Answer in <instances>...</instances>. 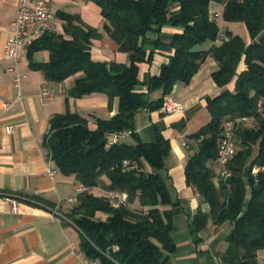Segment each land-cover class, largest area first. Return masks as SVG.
<instances>
[{"label":"trees","instance_id":"obj_1","mask_svg":"<svg viewBox=\"0 0 264 264\" xmlns=\"http://www.w3.org/2000/svg\"><path fill=\"white\" fill-rule=\"evenodd\" d=\"M84 1L98 7L103 34L128 55L127 65L92 61L90 43L100 34L67 14L60 16L62 35L46 33L27 50L47 52L45 63H29L45 82L61 83L80 74L66 97L101 94L108 109L116 100L115 114L108 120L94 119V129L88 128L86 117L80 114L65 110L52 115L43 140L54 169L86 189L62 215L77 229L85 258L98 264H170L171 218L178 208L169 202L153 171L162 166L168 144L157 132L152 142H141L134 137L130 120L142 109L158 111L171 88L188 84L209 57L217 65L211 73L213 82L222 88L234 79L233 89L206 99L208 122L189 136L195 148L184 163L185 184L208 205L206 213L194 214L189 229L197 232L208 222L213 226L227 223L226 247L216 257L217 264H261L257 258L264 254V106L257 112L256 102L264 97V0H172L171 5L168 0ZM210 3L221 5L223 23L242 24L248 44L228 30L225 40L214 44L219 29L209 12ZM165 26L180 28L167 42L172 55L156 75L140 84L137 65L152 53L145 49L146 34L159 33ZM159 43L155 39L152 45ZM205 43L210 44L206 49ZM240 62L243 68L237 72ZM154 90L161 97L150 101L148 94ZM242 118H251L254 126L235 131L238 145L226 167L230 175L214 184L209 165L215 162L222 127ZM124 131L134 143L110 140L112 133ZM97 187L104 196L87 192ZM108 192L125 193L126 205L111 208ZM132 199H137L140 209L127 208ZM99 214L105 218L99 219Z\"/></svg>","mask_w":264,"mask_h":264},{"label":"crops","instance_id":"obj_2","mask_svg":"<svg viewBox=\"0 0 264 264\" xmlns=\"http://www.w3.org/2000/svg\"><path fill=\"white\" fill-rule=\"evenodd\" d=\"M168 1L171 5L172 0ZM17 5L18 0H0V101L7 105L0 111V264H81L85 256L79 247L80 235L62 216L75 205L65 201L77 193L80 185L74 178L64 177L58 172L52 178L44 175L46 150L43 140L52 115L68 110L86 117L88 128L94 129V119L108 120L115 114L116 100L108 109L106 98L101 94H90L80 99L66 97L80 74L61 83L45 82L41 72L31 69L29 63H45L48 58L46 51L29 53L26 50L19 53L16 71L25 78L17 87L13 86V74L5 72L11 64L2 59V49L9 24L16 16ZM209 12L212 16L217 15L220 30L214 44L218 45L219 40L225 38L224 31L228 30L226 25L230 23L221 21V5L210 3ZM50 14L48 34H63L61 14L75 16L78 24L95 29L100 34L90 43L89 57L92 61L106 65L128 64V55L119 52L117 46L103 34L99 9L91 1L53 0ZM179 32L178 27L165 26L159 33L146 34L148 41L145 49L152 53L147 61L137 65L136 77L140 84L145 83L148 76L156 75L160 66L167 63L172 55V48L167 42L171 34ZM155 39H159L160 43L153 46ZM244 43H249L248 37ZM209 45L205 43L202 47L206 49ZM242 68L240 62L237 72ZM216 69V63L209 57L205 58L188 84H175L163 97V101L178 104L180 113L162 115L158 111L142 109L130 120L133 135L141 142H152L157 132L168 144L162 166L153 171L161 180L169 202L178 208V213L171 218L170 237L174 249L167 255L170 264H217L216 257L226 247L225 236L230 229L227 223L213 226L208 222L203 229L190 232L189 225L194 214L197 211L206 213L208 205L191 187L186 186L183 172L185 160L193 151L190 150L193 141L189 136L209 119L206 99L222 90L230 91L233 84L234 79L219 88L211 78ZM41 90L51 93L49 102L40 99ZM160 97L159 90L148 94L150 101ZM121 140L134 143L130 135ZM49 167L55 168L52 163ZM209 169L212 182L216 184L220 169L215 162L209 165ZM102 183H105L104 178ZM87 192L94 196L105 195L99 187L87 189ZM6 198L16 201L15 213L10 211ZM245 205L246 202H243ZM98 218L104 219L105 215L99 214Z\"/></svg>","mask_w":264,"mask_h":264},{"label":"built area","instance_id":"obj_3","mask_svg":"<svg viewBox=\"0 0 264 264\" xmlns=\"http://www.w3.org/2000/svg\"><path fill=\"white\" fill-rule=\"evenodd\" d=\"M53 0H18L16 8V16L11 21L8 27L6 39L2 49V59L9 62L11 65L5 69L6 73L13 74L12 83L17 87L20 80L25 78V75L18 74L16 71V64L19 60V53L26 51L32 44L48 33L50 30V7ZM213 21L217 24V15L212 16ZM225 40V38L223 39ZM39 97L44 102H49L52 99L51 93L48 90H41ZM6 103L0 101V111L6 108ZM264 106V97L256 102L257 112H260ZM158 112L162 115H172L181 112V107L178 104L170 101H163ZM239 121L250 124L251 118H242ZM236 122V121H235ZM235 122L227 121L224 123L220 132V139L216 148L215 163L219 167L218 176L221 179L229 177L230 173L227 170V165L231 158L235 154V148L233 145V132ZM129 135V132L112 133L110 140L116 142ZM51 163L49 157L46 154V168L44 175L48 178H52L56 175L57 171L49 167ZM123 162V165H126ZM252 174L256 173L255 169L251 170ZM86 189L79 186L77 193L68 198L66 204L76 203L77 196L85 192ZM106 199L111 208L117 209L126 205V194L122 192H108L106 193ZM10 204V211L15 213L17 210V203L14 199L6 198ZM73 248V247H72ZM262 261L264 263V254H262ZM81 264H98L97 261L84 258ZM112 264H116L112 262Z\"/></svg>","mask_w":264,"mask_h":264},{"label":"rangeland","instance_id":"obj_4","mask_svg":"<svg viewBox=\"0 0 264 264\" xmlns=\"http://www.w3.org/2000/svg\"><path fill=\"white\" fill-rule=\"evenodd\" d=\"M226 27H227L228 30H230V32L237 34L243 40V42H246L247 35H246V32H245L244 28L242 27V24H240V23H230V24L226 25ZM218 29H219V24H218ZM229 89H230V91H232L233 84L230 86ZM253 126H254L253 122H251L250 124H246V123H243V122H241L239 120H236L235 127H234V132H233V145H234V148H237V145H238L237 144V137L235 135V131L239 130V129H248V128H251ZM190 144H191V147H192L191 150H193L195 148V144H194V142H192ZM246 196H247V193H246ZM71 208L72 207H70L69 209H71ZM127 208H129L130 210H138V209H140V205H139V202L137 201V199H132L131 201H129L127 203ZM69 209L66 210V212L69 211ZM64 214H62V215H64ZM257 259H258V261L261 264H264L263 261H262V253H260L258 255Z\"/></svg>","mask_w":264,"mask_h":264}]
</instances>
